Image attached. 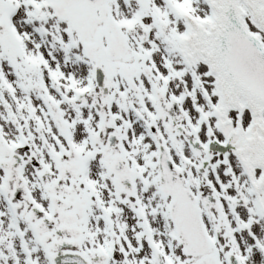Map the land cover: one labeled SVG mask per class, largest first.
<instances>
[{"label": "snow or ice", "instance_id": "1", "mask_svg": "<svg viewBox=\"0 0 264 264\" xmlns=\"http://www.w3.org/2000/svg\"><path fill=\"white\" fill-rule=\"evenodd\" d=\"M0 264H264V0H0Z\"/></svg>", "mask_w": 264, "mask_h": 264}]
</instances>
